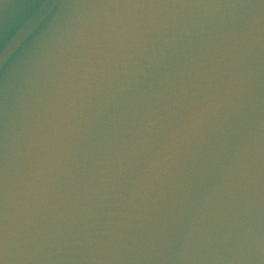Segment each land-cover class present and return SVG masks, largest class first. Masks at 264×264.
Instances as JSON below:
<instances>
[{"label":"water","instance_id":"95a60500","mask_svg":"<svg viewBox=\"0 0 264 264\" xmlns=\"http://www.w3.org/2000/svg\"><path fill=\"white\" fill-rule=\"evenodd\" d=\"M0 264H264V0H0Z\"/></svg>","mask_w":264,"mask_h":264}]
</instances>
